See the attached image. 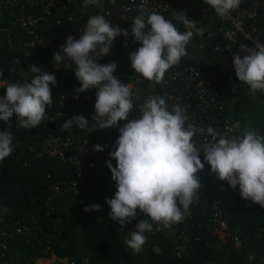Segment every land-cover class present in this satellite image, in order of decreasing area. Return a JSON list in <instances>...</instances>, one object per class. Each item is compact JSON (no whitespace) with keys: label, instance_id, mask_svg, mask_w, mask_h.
I'll list each match as a JSON object with an SVG mask.
<instances>
[{"label":"clouds","instance_id":"1","mask_svg":"<svg viewBox=\"0 0 264 264\" xmlns=\"http://www.w3.org/2000/svg\"><path fill=\"white\" fill-rule=\"evenodd\" d=\"M241 2L204 0L221 17L238 8ZM100 3L101 0H83V7ZM139 7L141 12L132 21L131 35L141 46L129 54L128 60L135 73L161 84L165 73L187 57V45L194 35L203 36L205 29L198 28L184 13H177L176 19L188 29L181 32L163 15L148 13L143 5ZM118 36L127 38L129 32L113 25L104 15H93L79 39L69 35L61 49L54 53L53 60L57 66L65 58L75 64V78L80 83V87L74 89L77 94L95 91L93 120L100 121L97 129L119 128L115 150L110 152L116 165L113 166L111 160L106 162L116 191L106 203L110 208L109 217L122 228L137 219L138 210L147 217L136 223L135 230L129 232L130 238L124 241L132 254L143 251L148 239L145 233L152 232L154 224L169 227L182 222L190 206L199 201L202 185L198 173L205 164L210 166V174L226 181L233 191L238 186L243 200L264 208V135L245 128L241 135L227 138L208 127L207 135L211 139L197 144L192 125L186 126V108L176 104L169 111L166 99L159 96L147 97L139 106L141 115L129 120L134 108L131 86L114 76L115 62H98L110 53ZM241 49L247 53L243 58L235 53L232 56L236 77L249 86L253 94L264 92V44ZM97 55L99 60L95 59ZM29 72L33 74L30 82L7 83L5 94L0 96V121L8 128L14 115L23 128H37L47 118L46 109L53 103L50 85L54 87L58 83L55 74L42 71L36 65H30L23 76L27 77ZM120 121L127 122L119 126ZM74 126L84 130L91 124L83 115H75L61 127L72 130ZM94 150L103 151L104 146L95 145ZM13 151L12 133L0 132V161ZM100 210L99 204L84 209L85 212ZM153 252L159 255L162 249L156 245Z\"/></svg>","mask_w":264,"mask_h":264},{"label":"built area","instance_id":"2","mask_svg":"<svg viewBox=\"0 0 264 264\" xmlns=\"http://www.w3.org/2000/svg\"><path fill=\"white\" fill-rule=\"evenodd\" d=\"M106 1L108 2L107 20L118 27L126 23L132 25L134 17L141 12L140 5H143L148 13L156 12L163 15L172 21L181 32L188 29L182 21L176 19L177 13H184L190 21L194 20L197 27L202 19L210 18L204 35H194L193 39L197 38L198 50L212 51L214 54L223 56L220 67L210 70L201 69L194 60L182 58L178 65L165 73L164 82L156 84L135 73L128 60L129 54L137 50L141 44L134 41L129 45V40H131L129 36L127 38L118 36L110 53L101 59L97 55L95 59H100L98 61L100 64L115 62L117 70L114 76L122 83H129L131 86L134 108L128 117L129 120L141 115L139 106L147 97L159 96L166 99L169 111L176 104L186 108L185 114L188 117L186 126L187 124L192 125L196 133L193 139L197 144L211 139L207 135L208 127H212L227 138L243 133L239 122L228 115L225 110L228 77L223 67L232 61L233 53L237 54L241 40L249 42L253 49L257 43L264 44V1L242 0L238 8L223 17L218 16L211 6L204 3V0H192V3L179 0H115L114 3L113 0ZM16 3H19V0H0V16ZM70 5V0H20L19 10L12 14V19L13 24H18L22 28L21 48L28 58L33 59V51L39 47L47 50L53 57L54 53L65 44L69 35L79 39L88 18L79 13V15L74 12L69 13ZM73 22L77 23L75 29L71 25ZM0 31L6 34L10 46L15 47L12 29L4 27L0 28ZM61 66L68 67L75 77L76 66L71 60L65 58L57 67ZM95 101L94 90L79 94L75 91L63 94L56 112L49 117V124L44 127V131L27 132L16 117L15 128L19 135L13 139L14 148L19 149L18 156L24 167L34 165L46 156L57 157L63 167L71 165V178L62 180L58 176L59 180L51 186V190L63 196L82 194L85 203L89 205H100V198L94 191L82 189L85 180L100 174L99 168L107 161H115L110 157V152L115 150V141L119 136L118 127L99 129L100 132L97 133L96 129L100 121L93 120ZM75 115H83L91 126L84 130L77 126H74L72 130H63L61 126L64 121ZM126 122L120 121L119 126H123ZM25 135L26 137H23ZM95 145L104 146V150L95 151ZM198 175L201 180L204 177L203 171ZM225 194H228L227 191ZM46 204L49 207L47 216L54 220L50 214L55 211L53 195L48 196ZM196 204L194 202L190 206L183 219L184 228L179 236L182 244L175 248L178 257H182L184 243L193 236L191 232L194 219L192 207ZM5 208L8 209L7 212L4 211ZM212 215L215 224L214 233L221 237L229 236L231 226L224 215L223 200L218 199L215 202ZM26 219L24 214L21 220L12 215L9 208L0 201V257L9 256L7 254L9 242L17 236L26 237L31 245H41L44 241L51 239L46 234L41 236L36 226L28 224ZM136 221L137 219L129 223L130 229L135 228ZM158 227L159 230H157ZM158 227L154 229V233L162 230L169 231L171 225ZM234 240L238 245L242 244V240L238 237H234ZM84 264H91V262L86 259Z\"/></svg>","mask_w":264,"mask_h":264},{"label":"trees","instance_id":"3","mask_svg":"<svg viewBox=\"0 0 264 264\" xmlns=\"http://www.w3.org/2000/svg\"><path fill=\"white\" fill-rule=\"evenodd\" d=\"M103 1V15L107 19L108 2ZM19 6L20 0L0 16V28L10 27L12 29L15 46L11 47L6 34L0 31L2 41L0 73L3 74L0 78L6 84L23 83L25 80L30 82L33 74L29 72L27 77L23 76L30 65H36L42 71L55 74L58 83L54 87L50 85L53 88V103L46 109L47 118L37 128L27 129V132L35 130L42 132L49 124V117L56 112L62 95L79 88L80 83L68 67L56 68L53 57L47 50L37 48L33 51V59L25 55L21 48L22 28L18 24H13L12 19V14L19 10ZM73 10L75 8L71 3L68 12L71 13ZM92 14L91 10L80 11V15L88 19ZM209 22L210 18L202 19L198 28H207ZM71 25L74 29L77 28V23L73 22ZM131 26L127 23L119 25L120 28L128 30L131 39L129 45L134 43ZM242 46L253 49L249 42L241 40L238 55L247 54L241 49ZM187 53L185 58L194 60L203 70L220 67V62L223 60L222 55L214 54L212 51L197 49L193 52L187 50ZM226 66L228 77L226 112L239 122L244 130L247 127L245 115L252 109L254 119L258 124L256 131L264 135V106H260L261 109H259L252 100L255 97L254 100L264 102V92L257 91L251 98L236 77L233 61L226 63ZM6 84L0 86V96L5 94ZM15 120L14 115L10 128L5 122L0 121V132L8 130L12 133L13 139L16 138L19 134L15 128ZM96 130L97 133L100 132L99 129ZM18 153L19 149L14 148L9 157L0 161V201L18 219L21 220L22 215H26L28 224L36 226L41 236L46 234L51 239L44 241L41 245H31L26 237L17 236L10 240L7 253L9 256L0 257V264H34L38 259H51L53 256L67 259L70 264H84L86 259H89L91 264H264V208L251 201L243 200L239 194V188L233 191L226 181H221L215 174H210V166L207 164L202 170L204 177L200 180L202 187L199 201L192 207L194 219L191 232L193 236L184 243L182 257L177 256L175 248L182 244L179 236L184 228L183 220L180 223L171 224L169 231L162 230L155 233L154 229L158 226L154 224L153 231L145 233L148 239L143 246V251L133 255L132 250L124 241L130 238L129 232L134 231L135 228L130 229L129 223L122 228L119 222L113 221L109 217L110 208L107 203L100 211L85 212V207L90 205L85 203L82 194L63 196L51 190V186L59 180L58 176L62 180L71 178V165L63 167L57 157L46 156L34 165L24 167ZM201 160L203 162V156ZM111 163L113 166L116 165V161ZM99 170L100 174L85 180L82 189L94 191L99 198L107 193L111 199L116 191L115 181L112 180L106 163ZM226 191L228 194H225ZM49 195H53L54 199L55 211L50 213L54 220L47 216L49 207L46 202ZM218 199L223 200L224 215L231 226L230 235L224 238L214 233L215 224L212 214L214 204ZM137 217L136 223L147 218L140 212L137 213ZM234 237L241 239L242 244L238 245ZM156 245L162 249L159 255L153 252V247ZM10 255L15 257L11 258Z\"/></svg>","mask_w":264,"mask_h":264},{"label":"crops","instance_id":"4","mask_svg":"<svg viewBox=\"0 0 264 264\" xmlns=\"http://www.w3.org/2000/svg\"><path fill=\"white\" fill-rule=\"evenodd\" d=\"M70 2L73 4L75 10H73L74 13L76 14H80V11H86V10H91V13L92 16L93 15H103L104 11V1L101 0V3L99 5H89L88 7H83V0H70ZM181 2H184V3H192V0L190 1H187V0H181ZM78 14V15H79ZM195 39H192V41L189 43V45H187V50L193 52L195 50H197V45L195 43ZM0 46H2V41L0 39ZM243 55V54H242ZM242 55H240L242 57ZM244 56V55H243ZM55 67L56 68H59L57 67V65L55 64ZM224 70H227V66L224 65ZM241 83V86L243 87V89L246 91V93L251 96H253V93L250 91V89L248 88V86L246 84H244L243 82H240ZM255 99V97H254ZM253 100V103L258 106L257 108L261 109L260 106H264V102L263 101H260V100ZM245 121H246V124H247V127L246 128H251V129H254V130H258V124H257V120L254 119V113L252 112V109L249 110V112L245 115ZM224 238V237H222ZM55 257V259L58 261V262H61V263H64V264H69L68 263V260L67 259H59L57 258L56 256H53ZM53 257L51 258L52 262H53ZM46 261H50L49 259H46Z\"/></svg>","mask_w":264,"mask_h":264},{"label":"rangeland","instance_id":"5","mask_svg":"<svg viewBox=\"0 0 264 264\" xmlns=\"http://www.w3.org/2000/svg\"><path fill=\"white\" fill-rule=\"evenodd\" d=\"M1 77V76H0ZM2 78V77H1ZM0 78V86L6 84L5 81H3V79ZM106 199H110V195L107 193H104V195L100 198V206H101V210L103 209L105 203H106ZM50 261H46V259H38L35 261L34 264H64L61 262H58L55 257H53V262L51 261L52 259H49ZM69 263V261H68ZM70 264V263H69Z\"/></svg>","mask_w":264,"mask_h":264}]
</instances>
